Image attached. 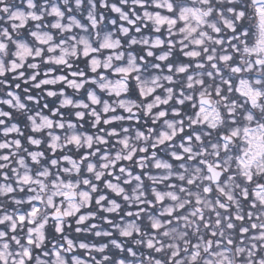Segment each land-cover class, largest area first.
Returning <instances> with one entry per match:
<instances>
[{"label":"snow or ice","instance_id":"obj_1","mask_svg":"<svg viewBox=\"0 0 264 264\" xmlns=\"http://www.w3.org/2000/svg\"><path fill=\"white\" fill-rule=\"evenodd\" d=\"M0 264H264V0H0Z\"/></svg>","mask_w":264,"mask_h":264}]
</instances>
